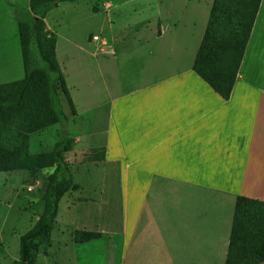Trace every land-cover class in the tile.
Returning <instances> with one entry per match:
<instances>
[{
    "label": "rangeland",
    "instance_id": "rangeland-1",
    "mask_svg": "<svg viewBox=\"0 0 264 264\" xmlns=\"http://www.w3.org/2000/svg\"><path fill=\"white\" fill-rule=\"evenodd\" d=\"M29 3L0 0V84L24 76L16 21L28 18ZM213 3L77 0L60 2L48 12L45 29L57 37V60L70 95L61 94L59 106L73 140L66 157L77 187L61 200L52 243L42 248L36 264H120L119 232L126 222L123 179L117 166L102 162L106 158L102 144L103 121L109 109L104 107L107 84L122 87L120 96L128 95L147 87L146 80L155 81L172 69L186 67L195 59ZM161 23L170 30L156 40L151 34H159ZM94 35H99V40L94 41ZM118 48L130 49L116 58L113 54ZM140 49L147 53L153 49L155 54H143ZM107 66L112 69L109 75ZM142 70L149 74L144 81ZM118 113H113L115 122L120 120ZM62 129V123L55 122L26 132L29 153L53 151ZM113 152L114 157L117 151ZM54 168L0 171V264H14L20 258V238L43 212V196ZM79 230L100 231L105 236L80 243L75 240Z\"/></svg>",
    "mask_w": 264,
    "mask_h": 264
},
{
    "label": "crops",
    "instance_id": "crops-1",
    "mask_svg": "<svg viewBox=\"0 0 264 264\" xmlns=\"http://www.w3.org/2000/svg\"><path fill=\"white\" fill-rule=\"evenodd\" d=\"M194 61L155 81L142 70L147 87L132 94L107 84L102 162L123 179L120 264H226L237 198L264 201V0L229 99Z\"/></svg>",
    "mask_w": 264,
    "mask_h": 264
},
{
    "label": "trees",
    "instance_id": "trees-1",
    "mask_svg": "<svg viewBox=\"0 0 264 264\" xmlns=\"http://www.w3.org/2000/svg\"><path fill=\"white\" fill-rule=\"evenodd\" d=\"M64 1L77 0H30L28 18L16 21L24 76L0 84V171L55 167L43 196V212L35 226L21 236L20 258L14 264H36L42 248L52 243L61 200L77 187L66 157L73 140L59 106L60 95L70 97L69 90L57 60V37L45 29L48 12ZM261 1L214 0L212 5L193 68L223 99L231 97ZM55 122H61L63 129L53 151L30 154L26 132ZM104 236L100 231L79 230L75 240L85 243ZM263 261L264 201L239 196L226 264Z\"/></svg>",
    "mask_w": 264,
    "mask_h": 264
},
{
    "label": "built area",
    "instance_id": "built-area-1",
    "mask_svg": "<svg viewBox=\"0 0 264 264\" xmlns=\"http://www.w3.org/2000/svg\"><path fill=\"white\" fill-rule=\"evenodd\" d=\"M99 38H100L99 35H94L93 40H94V41H95V40H99Z\"/></svg>",
    "mask_w": 264,
    "mask_h": 264
}]
</instances>
